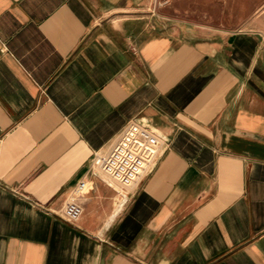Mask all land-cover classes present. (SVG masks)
<instances>
[{
  "label": "crops",
  "instance_id": "1",
  "mask_svg": "<svg viewBox=\"0 0 264 264\" xmlns=\"http://www.w3.org/2000/svg\"><path fill=\"white\" fill-rule=\"evenodd\" d=\"M156 1L0 0V264H264V32ZM131 120L167 147L122 198Z\"/></svg>",
  "mask_w": 264,
  "mask_h": 264
},
{
  "label": "built area",
  "instance_id": "2",
  "mask_svg": "<svg viewBox=\"0 0 264 264\" xmlns=\"http://www.w3.org/2000/svg\"><path fill=\"white\" fill-rule=\"evenodd\" d=\"M167 147V140L146 123L131 120L118 135L113 147L105 154L95 155L89 170L101 174L124 194L133 188L159 161ZM86 187L79 182L73 189V197L66 203L62 217L68 223L77 221L81 208L74 200Z\"/></svg>",
  "mask_w": 264,
  "mask_h": 264
},
{
  "label": "rangeland",
  "instance_id": "3",
  "mask_svg": "<svg viewBox=\"0 0 264 264\" xmlns=\"http://www.w3.org/2000/svg\"><path fill=\"white\" fill-rule=\"evenodd\" d=\"M156 11L201 27L264 32V0H157Z\"/></svg>",
  "mask_w": 264,
  "mask_h": 264
}]
</instances>
